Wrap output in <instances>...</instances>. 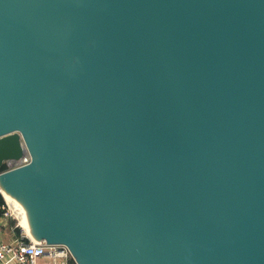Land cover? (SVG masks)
I'll return each instance as SVG.
<instances>
[{"label": "water", "instance_id": "obj_1", "mask_svg": "<svg viewBox=\"0 0 264 264\" xmlns=\"http://www.w3.org/2000/svg\"><path fill=\"white\" fill-rule=\"evenodd\" d=\"M3 166L77 264H264V0H0Z\"/></svg>", "mask_w": 264, "mask_h": 264}, {"label": "built area", "instance_id": "obj_2", "mask_svg": "<svg viewBox=\"0 0 264 264\" xmlns=\"http://www.w3.org/2000/svg\"><path fill=\"white\" fill-rule=\"evenodd\" d=\"M29 162L27 153L14 165L22 166ZM6 216L8 213L5 211L1 218ZM3 228L0 222V264H7L9 256L13 264H77L64 245H48L44 241L33 240L20 230L16 235L15 228L11 229V239L6 241L2 237Z\"/></svg>", "mask_w": 264, "mask_h": 264}, {"label": "bare ground", "instance_id": "obj_3", "mask_svg": "<svg viewBox=\"0 0 264 264\" xmlns=\"http://www.w3.org/2000/svg\"><path fill=\"white\" fill-rule=\"evenodd\" d=\"M0 191L6 205L8 206L16 220H18L19 227L26 234V236L37 241L38 238L33 233L32 227L30 225L29 214L25 206L17 198L5 192L1 185Z\"/></svg>", "mask_w": 264, "mask_h": 264}, {"label": "rangeland", "instance_id": "obj_4", "mask_svg": "<svg viewBox=\"0 0 264 264\" xmlns=\"http://www.w3.org/2000/svg\"><path fill=\"white\" fill-rule=\"evenodd\" d=\"M5 207H6V212L8 213V216L1 218L0 222L2 226L4 227L3 231H5V233H2V237L4 240L9 241L11 239V229L17 228L20 231H22V229L19 227L18 220H16V218L14 217V215L12 214V212L10 211L6 203H5ZM11 223H14V226L12 228H11ZM10 257L11 256L7 258V264H13L10 260Z\"/></svg>", "mask_w": 264, "mask_h": 264}, {"label": "trees", "instance_id": "obj_5", "mask_svg": "<svg viewBox=\"0 0 264 264\" xmlns=\"http://www.w3.org/2000/svg\"><path fill=\"white\" fill-rule=\"evenodd\" d=\"M5 170V166H3L2 168H0V172ZM6 211V207H5V203H4V199L2 198L1 194H0V218L2 217L3 213ZM14 226V223H11V228ZM14 233L16 235L19 234V230L17 228L14 229Z\"/></svg>", "mask_w": 264, "mask_h": 264}, {"label": "crops", "instance_id": "obj_6", "mask_svg": "<svg viewBox=\"0 0 264 264\" xmlns=\"http://www.w3.org/2000/svg\"><path fill=\"white\" fill-rule=\"evenodd\" d=\"M3 233H5V231H3Z\"/></svg>", "mask_w": 264, "mask_h": 264}]
</instances>
